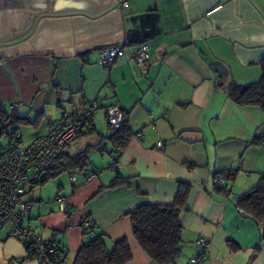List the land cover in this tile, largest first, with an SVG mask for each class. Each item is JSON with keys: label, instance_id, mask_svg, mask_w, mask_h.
<instances>
[{"label": "crops", "instance_id": "obj_1", "mask_svg": "<svg viewBox=\"0 0 264 264\" xmlns=\"http://www.w3.org/2000/svg\"><path fill=\"white\" fill-rule=\"evenodd\" d=\"M143 43L150 53L145 69L126 57L109 68L98 63L106 46L122 44L129 53ZM261 58L264 0H130L124 8L115 0H0V104L47 116V131L50 121L86 101L116 103L132 132L115 167L107 142L88 153L89 167L101 168L95 177L73 173L69 186L58 184L63 197L56 202L41 190L30 197L24 224L63 245L64 264H73L89 237L82 226L90 216L92 235L103 232L107 249L127 240V264H156L126 213L143 203H171L183 181L189 189L176 264H192L185 251H196L199 237L209 240L200 264H264V230L234 204L264 173V144L247 145L264 136V110L227 97L231 81L259 78ZM103 117L104 110L95 111L92 126L104 135ZM98 142L95 132L81 135L68 152ZM239 164L229 193L215 190L213 172ZM117 173L128 181L107 187ZM59 198L73 208L69 219ZM8 233L0 230V264H39Z\"/></svg>", "mask_w": 264, "mask_h": 264}, {"label": "trees", "instance_id": "obj_2", "mask_svg": "<svg viewBox=\"0 0 264 264\" xmlns=\"http://www.w3.org/2000/svg\"><path fill=\"white\" fill-rule=\"evenodd\" d=\"M258 63L261 68L259 78L245 84L231 81L227 88V97L239 106H257L264 110V58H261ZM38 115L39 113L31 118L27 113H19L16 111L15 107L10 108L5 104H0V138L5 136L7 139L10 135V130L19 133L17 130L18 125L35 124L38 120ZM124 115L126 119L122 127L118 130H111L108 127L109 130L104 135L95 130L92 126L91 118L88 121L86 131L80 134V136L95 132L98 135L99 142L94 145H89L74 154L67 150L58 160L54 168L27 189L25 197L34 187L43 185L49 178L57 176L62 172L67 171L70 174L81 173L85 175L89 169L99 168L95 166L89 167L88 153L91 149L104 150L107 142L110 143V149L113 148L115 151H118L115 156V160L117 161L118 155L124 148L128 138L132 135L128 127L126 112H124ZM261 144H264V136L254 135L247 141L248 146ZM108 151L110 152L109 149ZM109 155H111V152ZM187 165L189 168H193L192 162H188ZM240 169L241 165L239 164L236 167L214 171L212 174L213 188L228 194L230 191L228 182L235 180ZM218 180L226 182L228 187L221 186ZM127 181V176L117 173L107 187H114ZM188 189L189 184L180 181L176 195L171 203H143L126 213L132 222L133 236L141 249L156 264H176L177 259L182 253V225L179 219V213L186 207ZM26 199L32 204L30 198L26 197ZM234 204L237 209L241 210V213L245 217L261 225L262 230H264V173L260 175L252 187L236 194ZM72 210L73 208L71 206L65 209L67 219L70 218ZM89 217L86 220H89ZM82 227L85 236L89 235V237L83 239L75 255L73 264H127L131 259V250L125 238L117 240L111 249H107L104 241L105 234L103 232L98 234L93 233L92 235L96 227L92 219L89 220L86 226L83 225ZM262 236H264V231H262ZM23 244L26 247L27 256L34 258V252L30 244L26 242H23ZM61 250L63 252V261H65L66 250L63 245H61Z\"/></svg>", "mask_w": 264, "mask_h": 264}, {"label": "built area", "instance_id": "obj_3", "mask_svg": "<svg viewBox=\"0 0 264 264\" xmlns=\"http://www.w3.org/2000/svg\"><path fill=\"white\" fill-rule=\"evenodd\" d=\"M129 1L115 0V3L116 6L124 8ZM119 57H126L138 68L145 69L150 61L149 47L143 43L134 51L126 53L122 44L109 45L101 49L98 63L109 68ZM9 107L14 108L15 104ZM101 107L108 127L111 130L120 129L126 119L122 107L116 103L103 106L97 99H93L86 101L81 108L50 121L46 133L34 136L30 142H24L17 131L10 130L7 143L0 152V230L5 225H10L9 236L29 243L39 264H64L63 252L60 243L46 241L30 226L24 224L26 212L31 208L25 193L31 185L54 168L63 154L76 144L80 134L86 131L88 121ZM135 136L140 138L141 134L136 133ZM109 150L112 157L111 167H115L118 151L113 148ZM107 152L110 153L108 150ZM100 171L99 168L89 169L84 175L85 180L92 179ZM74 179L71 175L70 180ZM218 181L221 186L228 187L226 182ZM58 202L59 209L65 211L68 205L64 198H59ZM237 210L241 213L240 209ZM86 221L85 224L89 223ZM196 244V253L190 259L192 264H199L206 257L209 240L199 237Z\"/></svg>", "mask_w": 264, "mask_h": 264}, {"label": "rangeland", "instance_id": "obj_4", "mask_svg": "<svg viewBox=\"0 0 264 264\" xmlns=\"http://www.w3.org/2000/svg\"><path fill=\"white\" fill-rule=\"evenodd\" d=\"M103 110V109H97L96 111ZM21 113V111H19ZM103 128L106 130H109L108 124L106 121V118L103 117ZM46 123H47V116L45 118H38L37 122L35 124H21L18 125V131L22 136V140L24 142H30L34 136L38 134H43L46 133ZM7 139L5 136H2L0 138V150L6 145ZM70 174L69 172L65 171L57 176L49 178L43 185L34 187L31 191L27 193V198L37 196V192L39 190L42 191L43 195H46L49 197L51 200H54L56 202V199L58 197H63L61 191L58 190V184L62 183L64 185L69 186L70 184ZM75 175L80 176L78 173H75ZM34 190V191H33ZM10 228V225H5L3 227V230H7ZM196 251L191 250L189 253L185 251V255L187 258L193 257L195 255ZM187 261V260H186ZM185 261V262H186Z\"/></svg>", "mask_w": 264, "mask_h": 264}]
</instances>
